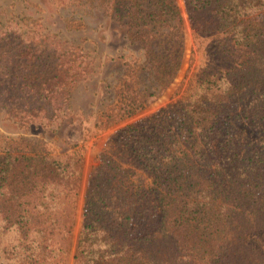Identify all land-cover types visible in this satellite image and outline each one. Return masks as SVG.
I'll return each instance as SVG.
<instances>
[{"label": "trees", "instance_id": "16d2710c", "mask_svg": "<svg viewBox=\"0 0 264 264\" xmlns=\"http://www.w3.org/2000/svg\"><path fill=\"white\" fill-rule=\"evenodd\" d=\"M120 1L117 14L136 18L128 1ZM187 2L200 30L227 32L248 49L247 57L217 76L187 81L174 100L110 136L113 163L92 166L84 188L76 264H264V162L253 148L264 145V0ZM199 8L214 19H199ZM23 54H14L0 104L11 90L18 94L9 108L20 103L17 110L34 115L55 111L63 100L57 93L79 72L77 64L60 60L45 67L41 55ZM116 93L103 125L142 109L158 92L128 78ZM244 120L260 134L250 136ZM2 152L0 264H61L54 259L49 212L57 192L76 193L82 147L73 145L59 160L9 138Z\"/></svg>", "mask_w": 264, "mask_h": 264}, {"label": "rangeland", "instance_id": "374dc122", "mask_svg": "<svg viewBox=\"0 0 264 264\" xmlns=\"http://www.w3.org/2000/svg\"><path fill=\"white\" fill-rule=\"evenodd\" d=\"M126 1L136 18L128 20L117 14L114 7L120 6V0H0V86L10 87V67L19 52L22 58L23 53L41 55L40 66L50 67L63 60L64 64H77L79 70L64 92L57 93L63 100L53 112L39 110L34 115L17 110L20 103L12 108L18 93L11 90L7 91L9 99L0 104V161L9 138H19L28 147L45 150L59 160L66 158L73 145L82 147L76 193L57 192L49 212L55 218L54 259L61 264H76L84 188L92 166L99 162L104 167L112 165L115 154L112 146L106 145L110 136L127 122L174 100L187 81L208 72L217 76L248 54L246 47L231 42L227 32L206 26L200 30L199 22L193 23L187 0H164L166 4L161 5L160 0ZM167 4L171 11L164 8ZM196 13L199 19H214L207 8ZM128 78L140 89L158 93L147 97L142 109L103 125L100 118L117 102L116 89ZM9 102H13L11 108ZM227 112L234 114L236 109ZM225 114L221 113L224 119ZM235 120L233 117V122L239 123ZM244 121L250 136L260 134ZM253 148L264 162V145L253 144Z\"/></svg>", "mask_w": 264, "mask_h": 264}]
</instances>
